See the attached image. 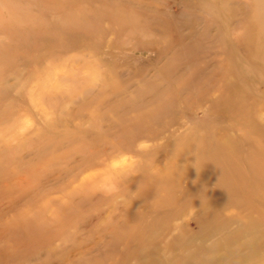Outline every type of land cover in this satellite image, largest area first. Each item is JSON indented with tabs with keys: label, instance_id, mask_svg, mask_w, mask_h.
Instances as JSON below:
<instances>
[{
	"label": "rangeland",
	"instance_id": "374dc122",
	"mask_svg": "<svg viewBox=\"0 0 264 264\" xmlns=\"http://www.w3.org/2000/svg\"><path fill=\"white\" fill-rule=\"evenodd\" d=\"M0 12V264H264L254 0H0ZM175 58L177 77L159 69ZM149 69L162 98L144 93ZM188 130L227 135L235 157L212 179L164 182Z\"/></svg>",
	"mask_w": 264,
	"mask_h": 264
},
{
	"label": "bare ground",
	"instance_id": "6f19581e",
	"mask_svg": "<svg viewBox=\"0 0 264 264\" xmlns=\"http://www.w3.org/2000/svg\"><path fill=\"white\" fill-rule=\"evenodd\" d=\"M217 3H218V6H220V8H223L226 5L227 0H217ZM254 7H255V11H257L259 14L262 13L264 11V0H254ZM3 21H4V19H3L1 12H0V25L3 24ZM151 53H153V52H151ZM157 58L159 59L158 64L161 63L160 57L157 56ZM115 59H117V58H115ZM176 61H177V58L168 59L167 61H165L166 63H162L158 67H159V69H161V71L165 72V70H166V72L169 75H171L173 77H177L175 74L178 72L179 69L175 64ZM224 69H227V77H228L226 80V87L228 85V89L226 90V93L229 96L230 95L233 96L235 89L238 87V81L236 80L235 77H234V79L229 78V77H231L229 68L225 65H222L220 67V70H224ZM151 71H153V70L149 69L147 71V77H149V78L147 79V85L143 87L146 89L144 91V93H147V95L150 96L149 97L150 99L151 98L154 99L155 97H157L155 99H159V95L161 96L160 98H162L165 95H164V93L159 92L158 89L161 88V86L164 87V83L161 81L155 82L154 78L156 76H158V72L155 71V73L150 74ZM216 73L214 72V74H216ZM213 82L218 83L217 80L211 81V79H207V84L213 83ZM88 83L89 84L85 85V86H89V87L83 89L82 91H79L78 97H80L81 94L85 93V92H94V90L99 91L100 86H102V84L106 85V83L102 77H98L94 80L89 81ZM132 83L133 82H131V84ZM182 83H184V82H182ZM182 85L180 87H182ZM122 93H123L122 90L114 89L112 91L111 95L113 94L115 96L116 95L120 96ZM152 95H155V96H152ZM199 95L201 96V94H199ZM232 96H230V97H232ZM128 97L130 98V95ZM192 100L194 101V99H192ZM130 101H133V100L132 99L129 100L128 102L124 103V105H128V103ZM149 103L150 102L148 101L147 102V111H149V109H150L149 107H151ZM193 103L194 102H190V105H192ZM186 104H188V100L186 101ZM188 107H191V106H188ZM161 110H162V107L159 106V107H157L156 110H152V112H149V114L148 113L147 114L153 115V116H155V115L159 116L162 114ZM221 145L223 147H226L229 149H224V148L223 149H217V147H219ZM234 148H235V145L232 144L231 139L227 135L225 136V135L219 134V133L211 134V132L208 133V131H206V132H193L192 130H188L184 134L180 135L179 140L176 143L174 150H173V153H176L177 161L179 163H183L182 166L178 167L177 169L163 170L159 173V175H157V177L159 176V177L164 178V182L168 180L167 182L169 184H171V182H174V181H178V180L181 181V180H185V179L193 178V177H200V178L204 177L208 180L212 179V177H214V169H217L218 166L221 165L220 163H225V159H229L230 155H232L231 159L235 157V154H233ZM259 149H260V147L257 146L258 151H259ZM78 152H80V151H78ZM219 152H223V154H225V155H221ZM228 154H229V156L227 157ZM215 155L220 156L221 158L219 160H217L214 158ZM182 156L185 158H182ZM247 158H250V157H247ZM247 158H246V161L249 160ZM180 159H182V160H180ZM253 164L255 165V161ZM253 167H255V166H253ZM235 172H240V171H238V169H237V171L235 169H233V171H231L230 173L235 174ZM172 185H173V183H172ZM200 198H202V197L200 196Z\"/></svg>",
	"mask_w": 264,
	"mask_h": 264
},
{
	"label": "clouds",
	"instance_id": "9594fccd",
	"mask_svg": "<svg viewBox=\"0 0 264 264\" xmlns=\"http://www.w3.org/2000/svg\"><path fill=\"white\" fill-rule=\"evenodd\" d=\"M139 173L136 172V171H132L128 174L127 176V179L130 181V179L136 175H138ZM110 193H114V192H117L119 191L118 187L116 185H113L109 190H108Z\"/></svg>",
	"mask_w": 264,
	"mask_h": 264
}]
</instances>
